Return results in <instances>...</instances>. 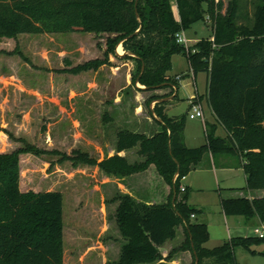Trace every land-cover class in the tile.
Here are the masks:
<instances>
[{
  "label": "trees",
  "instance_id": "obj_1",
  "mask_svg": "<svg viewBox=\"0 0 264 264\" xmlns=\"http://www.w3.org/2000/svg\"><path fill=\"white\" fill-rule=\"evenodd\" d=\"M248 4L252 14L246 11ZM201 19L210 23L212 34L186 48L177 33ZM69 30L108 33L107 54L137 62L135 84L147 90L170 88L149 101L175 93L179 85L170 73L172 58L183 54L194 76L206 73L205 96L218 122L206 121L204 144L187 146L186 114L169 115L171 102H158L150 111L159 130L148 134L117 129V152L101 160L77 152V159L97 165L108 175L147 171L162 190L167 187L164 198L154 202L122 192L114 197L118 202L114 218L124 239L117 264H167L161 260H171L181 251L191 252L190 264L196 263V257L199 264H238L235 247L262 243L264 236L231 237L214 248L205 246L208 226L192 220L200 210L188 203L192 188L184 186L183 179L205 155L213 159L235 155L246 173L244 188L264 189V0L227 4L225 0H0V36ZM119 43L124 53L118 50L123 53L118 56ZM106 62L94 58L71 70H97ZM218 124L226 136L217 135ZM135 147L142 160L130 162L119 153ZM30 149L0 152V264H65L63 193L26 192L21 187L20 153ZM220 202L227 216L264 223V196H221ZM181 226L184 241L164 257L161 247L177 236Z\"/></svg>",
  "mask_w": 264,
  "mask_h": 264
},
{
  "label": "rangeland",
  "instance_id": "obj_2",
  "mask_svg": "<svg viewBox=\"0 0 264 264\" xmlns=\"http://www.w3.org/2000/svg\"><path fill=\"white\" fill-rule=\"evenodd\" d=\"M246 11L252 14L251 4ZM209 24L201 19L180 32L192 46L212 34ZM108 35L69 30L0 36V152L31 147L20 153L22 189L63 193L65 264H110L121 250L114 218L118 203L114 197L120 191L117 180L107 179L97 165L77 159V152L101 160L119 128L152 134L154 130H145L148 121L156 125L150 111L154 102L149 100L164 94V88L147 90L133 82L137 62L107 54ZM118 48L124 53L123 46ZM94 58L108 62L97 70L72 72L76 65ZM172 63L170 73L178 77L179 90L167 110L186 114V144L199 146L206 141L205 121L195 116L190 98L200 93L207 122H217L205 97L206 73L200 72L194 81L183 54H175ZM217 135L226 136L220 124ZM223 157L231 161L225 167L189 173V180L198 188L190 191L188 200L200 210L192 220L207 224L208 248L231 237L257 235L255 228L262 224L258 218L248 223L242 215L222 212L220 191L224 197L264 196V189L249 192L244 188L246 173L237 156ZM154 180L150 187L152 184L159 194L162 186ZM141 182H135L140 191ZM234 254L238 264H264V242L237 245Z\"/></svg>",
  "mask_w": 264,
  "mask_h": 264
},
{
  "label": "crops",
  "instance_id": "obj_3",
  "mask_svg": "<svg viewBox=\"0 0 264 264\" xmlns=\"http://www.w3.org/2000/svg\"><path fill=\"white\" fill-rule=\"evenodd\" d=\"M175 10L177 11V8H176V5L174 6ZM119 45H117V50H119L118 48ZM120 46H122V44H120ZM120 54H118L119 56ZM122 55V54H121ZM116 56V55H115ZM117 57V56H116ZM119 58V57H118ZM173 59H174V56L172 58V62H173ZM172 76H174L173 74H171ZM198 76V75H197ZM197 76H194V81L196 80ZM175 77V76H174ZM178 79V77H176ZM206 81H207V76H206ZM163 93H168L170 91V88H164L163 89ZM178 90H179V87H178ZM206 90H207V84H206ZM206 93V92H205ZM173 95V94H172ZM170 96V95H168ZM176 96V95H175ZM200 96H202L200 93H196V95L192 96L189 100L190 104L192 105L193 101L195 99H199ZM167 97V96H165ZM203 97V96H202ZM206 97V96H205ZM162 98V97H160ZM175 98V97H174ZM174 98L173 99H170V100H166V101H170L171 103L168 105L169 107V110L170 108L173 106V102H174ZM159 99V98H157ZM207 99V98H206ZM156 100V99H155ZM155 100H152L151 102H154V105L156 104L155 103ZM201 102L203 104V98L201 99ZM151 109H153L151 107ZM168 114L169 115H177V114H174L172 113L171 111H168ZM207 121V120H206ZM206 123V122H205ZM186 129V128H185ZM145 130H154L157 131L159 130V125L156 123V125H153L151 124L149 121L148 123L145 124ZM140 132H143V131H140ZM116 141H117V136H116V132L113 133L112 135V146L109 148L106 144V147L109 149V152L108 154H104L102 155V158H105L106 156H111L113 154H115L117 152L116 150ZM185 142H186V135H185ZM121 155H124L126 156L130 162H135V161H139V160H142L143 157L140 156L138 153H137V148H132V149H126V150H123L121 152H119ZM218 161H219V164H218ZM231 161H228L226 160L223 155H220L218 159H213L212 158V155L211 154H208V155H205L203 160L200 162V164L195 168L193 169L192 171L194 170H197V169H211V168H216V167H225L227 166ZM213 163V165L211 164ZM236 163V161H235ZM238 164V162L236 163ZM191 171V172H192ZM190 172V173H191ZM106 176V175H105ZM189 176L190 174H188L184 179H183V185L184 186H190L192 188V190L194 191L196 188H198V186H194L191 182V180H189ZM107 179L111 180V181H115L117 180V187L118 189H120L119 192H122V193H129L133 196H135L137 199H144V200H148L150 202H154V201H158V200H162L164 198V196L166 195V190H167V187L165 186V190H161L159 194H156L155 191L152 192V188L153 185L151 184V187H150V184L149 182H151V180L149 179V173L146 171L144 172H139V173H135V174H132V175H129V176H124V177H117V176H114V175H108L106 176ZM114 178V179H113ZM116 178V179H115ZM143 182L142 185H143V188L141 189L142 191H140L139 188H136V185H135V182L136 180H141ZM190 181V182H189ZM186 182H189L188 184H186ZM180 196H183V193H181ZM221 196L222 195V192L220 191V200H221ZM232 196V195H231ZM188 203L189 200H188ZM221 204V202H220ZM117 207V206H116ZM116 209V208H115ZM223 212V211H222ZM195 216H193L192 218H195L196 217V214H194ZM253 223V221H251ZM249 223V222H248ZM252 223H250L252 225ZM184 238H185V233H184V229L183 227H179L178 229V233H177V236L173 239V240H169L167 241L162 247H161V251L164 255V257H166L173 248L175 247H178L179 245L182 244V242L184 241ZM124 239L123 237L121 236L120 237V240H119V243H120V248L122 247V243H123ZM120 254H121V250H120V253H119V257L115 260V261H111L110 264H117V262L119 261V258H120ZM161 261H164L165 263L167 264H190L191 261H192V255H191V252L190 251H181L179 253H176L173 258L171 260H167V259H162ZM155 264H158V263H155Z\"/></svg>",
  "mask_w": 264,
  "mask_h": 264
},
{
  "label": "built area",
  "instance_id": "obj_4",
  "mask_svg": "<svg viewBox=\"0 0 264 264\" xmlns=\"http://www.w3.org/2000/svg\"><path fill=\"white\" fill-rule=\"evenodd\" d=\"M177 37H178V41L183 43L186 48H189L191 46L189 44L188 38H186L185 35H183L181 32L177 33ZM193 51H195V49H193ZM192 108H193L195 116L200 117L202 120L206 122V117H205V112H204L202 102L200 100L197 102L193 101ZM193 216L194 214H192V217ZM255 233L259 236H264V223L261 224V228H255Z\"/></svg>",
  "mask_w": 264,
  "mask_h": 264
},
{
  "label": "water",
  "instance_id": "obj_5",
  "mask_svg": "<svg viewBox=\"0 0 264 264\" xmlns=\"http://www.w3.org/2000/svg\"><path fill=\"white\" fill-rule=\"evenodd\" d=\"M121 43H119L118 45H120ZM129 54H132L133 55V53L132 52H129ZM178 94V87H176V91H175V93L173 94V95H170V96H167V97H162V98H159V99H156L155 100V103H158V102H163V101H166V100H170V99H173L174 97H175V95H177ZM156 117H158L156 114H154ZM158 119H160L159 117H158ZM177 175H178V173L176 174V176H175V178L177 177ZM176 193H175V195H174V197H173V202L175 201V199H176ZM195 264H199V259H198V257H196V263Z\"/></svg>",
  "mask_w": 264,
  "mask_h": 264
}]
</instances>
